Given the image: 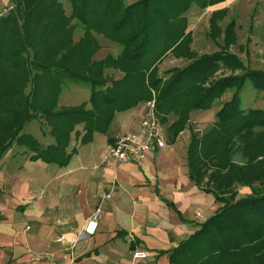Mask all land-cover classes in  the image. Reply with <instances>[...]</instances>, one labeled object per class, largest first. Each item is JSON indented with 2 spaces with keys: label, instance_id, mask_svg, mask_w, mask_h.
Returning <instances> with one entry per match:
<instances>
[{
  "label": "trees",
  "instance_id": "16d2710c",
  "mask_svg": "<svg viewBox=\"0 0 264 264\" xmlns=\"http://www.w3.org/2000/svg\"><path fill=\"white\" fill-rule=\"evenodd\" d=\"M65 1L68 5L64 0H11L9 12L0 15V159L15 144L30 153L31 160L65 166L75 153V149L68 151L75 131L78 137L82 135L81 144L88 143L94 133L106 132L115 112L150 100L152 91L160 120L174 114L177 118L171 127L179 131L191 111L211 108L215 99L233 89L231 99L216 112L215 127L202 145L192 136L187 163L190 179L200 186L192 162L197 154L210 150L220 170L214 176L217 188H228L235 181L246 185L245 169L216 151L217 138L223 130L238 135L264 130V109L241 107L247 83L264 91V70L248 69L226 51L194 57L186 33L185 14L192 5L205 9L224 0H137L129 5L123 0ZM213 15L218 19L224 11ZM77 32L82 35L75 41ZM98 36L119 44L117 57L93 60ZM167 52L191 61L164 75L150 72ZM220 66L243 71L208 87L195 84ZM115 72L121 75L119 79L111 76ZM67 82L89 87V107L86 103L58 109ZM31 121H38L42 133L52 138L50 144L42 146L24 132ZM201 190L225 205L171 251L170 264H264V190L232 203L215 191Z\"/></svg>",
  "mask_w": 264,
  "mask_h": 264
},
{
  "label": "crops",
  "instance_id": "0c3cea01",
  "mask_svg": "<svg viewBox=\"0 0 264 264\" xmlns=\"http://www.w3.org/2000/svg\"><path fill=\"white\" fill-rule=\"evenodd\" d=\"M63 95L64 90L59 101ZM144 104L115 112L106 132L94 133L86 144L75 131L68 147L75 153L65 166L31 160L18 146L5 153L0 264H129L134 250L146 254L142 264H170L171 251L218 205L189 177L187 150L194 135L189 117L179 131L171 127L177 117L160 120L165 146L141 160L120 164L108 156L109 140L140 130ZM216 108L199 113L212 112L213 123ZM98 209L94 235L79 237Z\"/></svg>",
  "mask_w": 264,
  "mask_h": 264
},
{
  "label": "rangeland",
  "instance_id": "374dc122",
  "mask_svg": "<svg viewBox=\"0 0 264 264\" xmlns=\"http://www.w3.org/2000/svg\"><path fill=\"white\" fill-rule=\"evenodd\" d=\"M135 1L137 0H123L125 5H129ZM64 3L67 4L65 0ZM67 5L68 12L69 7ZM11 7V0H5L4 4L0 1V13H4L2 10L7 9V12L1 15H6ZM215 11H224V15L222 17L217 15L219 18L215 19L216 15H213ZM185 17L187 20L186 33L190 34L191 38L188 48L194 57L218 51H226L239 58L246 68L264 70V0H224L219 4L205 9L192 5L185 14ZM81 35L82 33L77 32L75 41ZM98 43L99 49L93 58L95 61L102 60L109 55L117 57L120 53L119 44L113 41H108L98 36ZM190 61L187 58H177L172 53L167 52L152 65L149 71H154L156 75H164L165 71L172 68H183ZM148 64L149 60L147 59L144 62V68L148 67ZM242 71L241 69L220 66L215 72L195 84L208 87V85L219 78L238 75ZM111 76L115 79L121 77L118 72L112 73ZM63 90L65 96L63 95L62 99L58 102V109L86 103V106L89 105V87L87 85L81 86L67 82ZM233 92V89L226 90L219 98L212 102L211 108L218 107L216 109L219 110L225 101L231 99ZM153 95L155 96V92L152 91L151 97ZM241 107L244 110L264 109V91L258 92L247 83L241 93ZM199 112L191 111L189 113L187 127L193 129L194 135L199 139V144L202 145L205 139L204 137L214 129L216 120L212 123V112H205L201 115ZM172 116L174 118L177 117L174 114H170L169 120L173 119L171 118ZM157 117L160 122V116L157 115ZM207 120L212 121L208 124ZM220 130L221 127L218 131L220 132ZM24 132L38 137L39 141L38 139L36 140L39 144L45 142V145H47L50 142L48 140L46 141L45 136L42 137L43 133L38 121L29 122L25 126ZM222 132L223 134L217 138L218 143L216 147H218L216 151L218 153H225L232 164L241 169H245L247 184L245 185L235 181L228 188H217L218 182L214 181V176L220 170L218 165L215 164V160H212L214 155L212 156L210 150L197 154V157L193 159L191 169L193 175H196L201 188L215 191L227 203H232L250 197L253 192L257 193L264 190V130L254 129L252 133L244 135L234 134L230 131L226 134V130ZM11 147L17 149L15 144ZM221 173H224V171H221ZM216 203L218 210L225 205V202ZM261 262L264 263L263 257ZM229 264H237V262L232 261Z\"/></svg>",
  "mask_w": 264,
  "mask_h": 264
},
{
  "label": "built area",
  "instance_id": "2783aa9c",
  "mask_svg": "<svg viewBox=\"0 0 264 264\" xmlns=\"http://www.w3.org/2000/svg\"><path fill=\"white\" fill-rule=\"evenodd\" d=\"M4 13L7 9L2 10ZM4 13H0L4 14ZM145 114L141 122L140 130L135 133H126L115 137L107 146V154L120 164L131 160H141L153 148L161 149L165 146L163 130L156 113L155 96L145 102ZM88 219L79 237L94 235L97 228L96 215ZM146 254L139 250L132 251L129 264H142Z\"/></svg>",
  "mask_w": 264,
  "mask_h": 264
}]
</instances>
